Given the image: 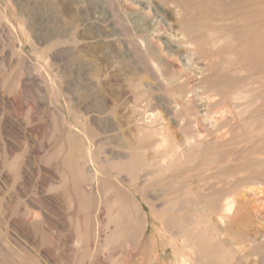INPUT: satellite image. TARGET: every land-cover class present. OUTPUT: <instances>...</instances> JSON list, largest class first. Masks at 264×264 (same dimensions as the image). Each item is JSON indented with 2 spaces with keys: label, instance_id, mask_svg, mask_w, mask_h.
Returning a JSON list of instances; mask_svg holds the SVG:
<instances>
[{
  "label": "bare ground",
  "instance_id": "obj_1",
  "mask_svg": "<svg viewBox=\"0 0 264 264\" xmlns=\"http://www.w3.org/2000/svg\"><path fill=\"white\" fill-rule=\"evenodd\" d=\"M95 1L2 0L0 250L264 264V0Z\"/></svg>",
  "mask_w": 264,
  "mask_h": 264
},
{
  "label": "rangeland",
  "instance_id": "obj_2",
  "mask_svg": "<svg viewBox=\"0 0 264 264\" xmlns=\"http://www.w3.org/2000/svg\"><path fill=\"white\" fill-rule=\"evenodd\" d=\"M93 1V0H92ZM95 1V0H94ZM103 1V2H102ZM98 0V1H95L96 2V4H98L99 3V5L102 7V9H98V11H97V13H98V15H100L101 13H103V14H101V15H104V16H106V18H108L109 20H121V18L123 19V20H125L126 22H127V24H128V26H129V28L131 27L134 31H137V29H139V28H142L141 26L143 25V22L145 21V22H151L152 20H155L156 19V17L153 15V13L151 12L150 14H148V16L147 15H145V12H143V9H141V7L139 6V7H136V8H130L129 10H128V8L126 9V8H123L122 6L123 5H121L122 3H120V7H118L119 5V2L117 3V5H116V7H115V5H113L112 4V0ZM106 1V2H105ZM121 1V0H120ZM154 1V0H153ZM229 0H223V5L224 6H226V7H223L222 6V8H221V10H220V12L222 13V12H226V10H228V9H230L231 7H229L230 5H229V3L230 2H228ZM154 2H157V0H155ZM160 2V4H163V2H165L164 0H163V2H162V0H158V2L157 3H159ZM111 5H110V4ZM106 5H108L109 7H111L112 6V8H111V10H110V8H108V6H106ZM0 6H2L3 7V3H2V0H0ZM100 7V8H101ZM107 7V8H106ZM233 7H237V6H233ZM228 8V9H227ZM262 7H259V9H261ZM3 9V8H2ZM105 9V10H104ZM222 9H224L223 11H222ZM250 9H251V11L253 10V11H256V10H258V8H254V7H250ZM102 12H101V11ZM110 10V11H109ZM119 10V11H118ZM47 14H48V16H46V18H47V21L49 22V24H51L52 22V16H53V14L50 12V10H48V12H47ZM113 15V16H112ZM118 15V16H117ZM131 15V16H130ZM152 15V16H151ZM214 15V14H213ZM112 16V17H111ZM127 16V17H126ZM134 16V17H133ZM142 16V17H141ZM212 16V15H211ZM119 17H121V18H119ZM125 17V18H124ZM261 17H263L262 19H261ZM260 17V19H259V21L260 20H262L261 22H262V24H264V16H261ZM263 32H264V30H263ZM6 51H8V47H5L4 48ZM0 55H1V48H0ZM31 60L34 62L35 61V56H33V57H31ZM16 64V63H15ZM134 81V80H133ZM130 90V92H133V93H135L136 91H135V89H129ZM133 90V91H132ZM39 111H41L40 109H35L34 111H33V113L31 112V118H33L34 120H36V118H37V120H36V122H39L37 125H36V128H37V130H39V133H41L40 134V138H44L45 137V135L46 134H44L45 132L47 133V129H46V125H45V119H44V115L41 113V112H39ZM27 115V112L26 111H24V110H21V111H19V115H20V117H22V118H24V116H25V114ZM42 114V115H41ZM34 115V116H33ZM36 117V118H35ZM40 121H39V120ZM43 119H44V121H43ZM42 136V137H41ZM40 138H39V140H40ZM0 155H1V153H0ZM0 160H2L1 158H0ZM45 234H43L42 236L41 235H39L37 238H39V240L40 239H42V241H44V240H46L45 242H44V244L46 243L47 244V238H45L46 236H44ZM41 237V238H40ZM43 237V238H42ZM15 249V251H13ZM14 249H8V251H4V253H3V250H0V264H18L17 262L19 261V262H23L24 261V259H25V262L28 260V262H33V261H37V260H39V261H41V262H39L40 264H45L46 262L42 259V258H36V256H35V254L32 252V250H28V251H22L21 252V250L20 249H18V248H14ZM9 250H11L10 252H9ZM16 250H17V252H16ZM19 250H20V252H19ZM34 250V249H33ZM13 251V252H12ZM15 252V253H14ZM30 252V253H29ZM16 254V255H14V254ZM5 254V255H4ZM33 254H34V258L32 257L33 256ZM24 255L26 256V257H24ZM10 256V257H9ZM19 257V258H18ZM30 257V258H29ZM32 257V258H31ZM22 260H21V259ZM36 258V259H35ZM27 259V260H26ZM21 260V261H20ZM3 261V262H2ZM46 264H49V263H46ZM56 264H68L66 261H63V260H58L57 262H56Z\"/></svg>",
  "mask_w": 264,
  "mask_h": 264
}]
</instances>
